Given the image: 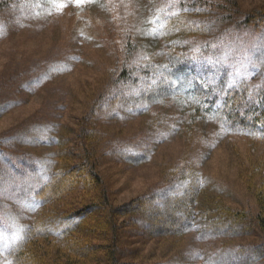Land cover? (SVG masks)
Segmentation results:
<instances>
[{
	"label": "rangeland",
	"instance_id": "rangeland-1",
	"mask_svg": "<svg viewBox=\"0 0 264 264\" xmlns=\"http://www.w3.org/2000/svg\"><path fill=\"white\" fill-rule=\"evenodd\" d=\"M208 1L225 11L235 3L220 18L234 13L239 18L250 8L264 4V0ZM162 5V0H0V84L13 82L6 95L15 88L24 94L21 106L0 115V138L14 141L23 129L37 135L38 140H27V146L18 142L9 146L18 153H28L37 166L39 179L47 180L52 170L45 157L57 154L58 146H51L56 136L50 133L46 121L58 122L60 136L69 146L84 141L96 153L92 160L98 161L116 205L156 193L183 173L177 169L184 164L181 168L185 174L197 171L207 193L224 201L221 205L246 212L244 225L252 233L237 236L238 230L233 228L230 239L205 237L200 230L179 239H144L131 245L142 249L139 257L156 260L167 254L174 264H185L187 259L195 264H212L226 258L264 264V233L255 221L258 204L253 192L261 180L248 174L264 158V143L255 144L240 133L226 131L216 119L190 125L185 97L171 92L144 116H137L129 106L125 113L116 114L112 111L120 106L117 104L100 115L95 111L97 103L101 104L116 84L121 67L128 63L117 33L124 29L147 30ZM219 34L211 39L207 36L202 41L206 44L190 51L200 78L207 81L209 75L217 77L210 68L217 65L224 75L214 85H235L242 77L252 86L262 84L264 80L256 76L264 74V34L250 32L247 38L223 43L218 49L214 46L222 43ZM161 61V57L156 58V62ZM127 67L139 82L135 87H122V100L131 105L141 98L135 91H142L140 82L144 78L134 75L133 66ZM33 76L38 77V83L34 78L33 88L23 85V89V81ZM36 122H40L38 126H34ZM85 129L95 134L94 139L88 140ZM0 160L7 161L2 151ZM1 198L0 253L4 254L22 237L39 201L28 190Z\"/></svg>",
	"mask_w": 264,
	"mask_h": 264
},
{
	"label": "trees",
	"instance_id": "trees-1",
	"mask_svg": "<svg viewBox=\"0 0 264 264\" xmlns=\"http://www.w3.org/2000/svg\"><path fill=\"white\" fill-rule=\"evenodd\" d=\"M162 1L163 5L147 30L124 29L117 33L118 45H122L128 63L123 69L121 67L116 84L107 91L103 102L97 103L95 111L100 115L101 111L117 104L120 106L112 111L116 114L125 113L129 106L137 116H144L165 98L164 94L171 92L185 97L190 125L216 119L226 131L240 133L255 144L264 143V81L252 86V82L242 77L235 85L229 82L214 85L224 75L222 68L218 71L217 65L214 69L210 67L217 77L209 75L205 81L198 71L195 72L196 65L189 57L191 49L206 44L202 41L207 36L211 39L220 33L218 37L222 36L219 40L222 43L214 47L221 49L223 43L224 46L239 42L250 32L264 34V4L250 8L239 18L235 13L220 18L225 10L212 7L208 0ZM232 4L225 12L233 9ZM226 24L229 26L225 27ZM160 57L162 61L156 62ZM127 65L133 66L134 75L144 78L140 82L142 93L135 91L141 98L131 105L122 100V87H135L139 82ZM256 77L264 80V74ZM34 78L38 83V77L33 76L23 81L22 88L25 85L33 88ZM153 80L159 83L147 84ZM12 84H0V115L14 106H21L24 100V94L17 88L6 95L11 92ZM137 104L147 106L138 107ZM46 124L50 133L56 136L51 141L55 143L52 148L58 146L57 154L54 152L45 157L52 170L47 180L39 179L37 166L28 153H18L9 146L15 142L27 146L26 141L38 140L37 135L23 129L14 136H18L14 141L0 138V151L7 156L6 162L0 160V196L6 199L28 190L39 201L20 240L4 254L0 253V264H174L173 257H167V254L156 260H145L139 257L142 249L131 245L144 239H179L199 230L205 237L227 239L231 238L233 228L238 230L237 236L252 233L244 225L246 212L229 204L221 205L224 201L207 193V186L197 171L185 174L181 168L184 164L177 169L183 173L177 179L167 181L156 193L116 205L114 193L100 172L98 161L92 160L96 153L93 154L84 141L81 145L69 146L60 136L58 122L46 121ZM85 131L88 140L94 139L91 130ZM259 162L248 170V174L261 180L253 192L258 204L255 221L264 233V158ZM160 210L168 213L157 212ZM226 259L221 262L249 264L245 259L235 262ZM193 261L187 259L183 263L195 264Z\"/></svg>",
	"mask_w": 264,
	"mask_h": 264
}]
</instances>
